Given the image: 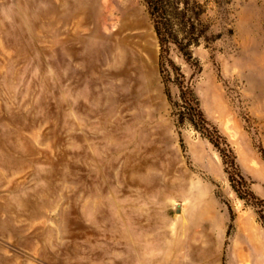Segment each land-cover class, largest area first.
<instances>
[{"label": "rangeland", "instance_id": "374dc122", "mask_svg": "<svg viewBox=\"0 0 264 264\" xmlns=\"http://www.w3.org/2000/svg\"><path fill=\"white\" fill-rule=\"evenodd\" d=\"M160 69L143 0H0V264H264V227L179 121L191 85L264 200V0H198Z\"/></svg>", "mask_w": 264, "mask_h": 264}, {"label": "trees", "instance_id": "16d2710c", "mask_svg": "<svg viewBox=\"0 0 264 264\" xmlns=\"http://www.w3.org/2000/svg\"><path fill=\"white\" fill-rule=\"evenodd\" d=\"M143 3L159 45L162 76L167 71L176 72L178 78L183 77L170 59V52L174 49L187 63H193L192 48L200 45V40L206 38L209 28L201 20L203 5L198 0H143ZM175 85L179 93L174 106L180 108L179 121L191 125L217 150L226 171L232 170L227 173L238 198L254 209L264 227V200L248 191L247 183L238 173L235 156L226 139L205 119L192 86L185 85L183 81L175 82Z\"/></svg>", "mask_w": 264, "mask_h": 264}]
</instances>
